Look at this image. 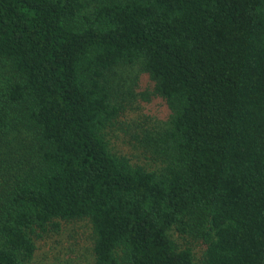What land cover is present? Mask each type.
Returning a JSON list of instances; mask_svg holds the SVG:
<instances>
[{"label":"trees","instance_id":"1","mask_svg":"<svg viewBox=\"0 0 264 264\" xmlns=\"http://www.w3.org/2000/svg\"><path fill=\"white\" fill-rule=\"evenodd\" d=\"M1 62L0 264L58 220L97 264H264V0H0ZM137 64L173 114L154 170L111 138Z\"/></svg>","mask_w":264,"mask_h":264},{"label":"rangeland","instance_id":"2","mask_svg":"<svg viewBox=\"0 0 264 264\" xmlns=\"http://www.w3.org/2000/svg\"><path fill=\"white\" fill-rule=\"evenodd\" d=\"M0 73L11 77V68L1 62ZM113 105L119 109L111 138L115 149L126 153L133 164L154 170L147 138L166 129L173 117L167 102L155 92V83L141 65H120L109 72ZM60 228L42 233L35 256L26 264H97L93 253L94 235L87 220L56 221ZM187 243V242H186ZM196 243V242H193ZM192 248L199 259L203 244H181Z\"/></svg>","mask_w":264,"mask_h":264}]
</instances>
